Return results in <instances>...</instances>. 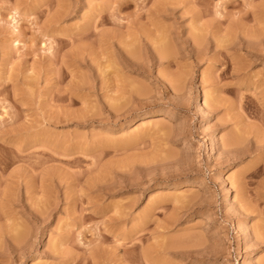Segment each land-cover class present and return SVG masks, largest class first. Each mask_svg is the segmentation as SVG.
Returning <instances> with one entry per match:
<instances>
[{
    "label": "rangeland",
    "instance_id": "1",
    "mask_svg": "<svg viewBox=\"0 0 264 264\" xmlns=\"http://www.w3.org/2000/svg\"><path fill=\"white\" fill-rule=\"evenodd\" d=\"M0 264H264V0H0Z\"/></svg>",
    "mask_w": 264,
    "mask_h": 264
},
{
    "label": "bare ground",
    "instance_id": "2",
    "mask_svg": "<svg viewBox=\"0 0 264 264\" xmlns=\"http://www.w3.org/2000/svg\"><path fill=\"white\" fill-rule=\"evenodd\" d=\"M165 55V54H164ZM200 100V102H199V107L203 110H205V108H204V104H206V102H205V100H203V99H199ZM207 107V106H206ZM232 139V138H231ZM235 141V140H234ZM234 142H232V141H229L228 140V142H227V144L226 145H228L229 147L233 144ZM235 144V143H234ZM251 233V232H250Z\"/></svg>",
    "mask_w": 264,
    "mask_h": 264
}]
</instances>
